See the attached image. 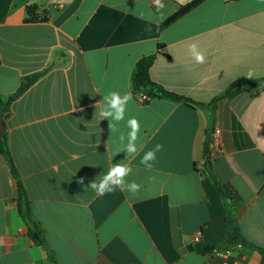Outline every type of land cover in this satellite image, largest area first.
<instances>
[{"label":"crops","instance_id":"1","mask_svg":"<svg viewBox=\"0 0 264 264\" xmlns=\"http://www.w3.org/2000/svg\"><path fill=\"white\" fill-rule=\"evenodd\" d=\"M189 1L162 0L157 12L154 0H0V96L43 73L11 102L4 124L31 217L54 255L52 262L30 240L0 153V264H264L256 249H264V87L234 85L216 100L235 82L264 78V0H205L160 28ZM29 6L45 21L26 23ZM192 44L206 63L195 62ZM152 54L153 82L213 105L138 104L131 75ZM109 91L133 96L117 127L127 136V120H139L134 156L120 150L119 132L100 116ZM207 114L212 171L238 205L236 224L250 246L200 255L192 249L196 232L203 245L231 238L203 172ZM157 144L163 149L149 171L140 161ZM117 162L132 167L126 179L142 185L137 195L97 196L77 183L98 182Z\"/></svg>","mask_w":264,"mask_h":264},{"label":"trees","instance_id":"2","mask_svg":"<svg viewBox=\"0 0 264 264\" xmlns=\"http://www.w3.org/2000/svg\"><path fill=\"white\" fill-rule=\"evenodd\" d=\"M205 0H190L189 2L179 5L177 10L171 14L168 18H166L161 24L160 28H163L190 10L194 9L198 5H200ZM37 7L29 6L26 9V23H35L38 21H45V16L42 18H38L36 16ZM159 48V46H158ZM156 54H152L149 56H144L140 58L135 65L134 71L131 75V88L133 91V96L136 102L140 105H148L152 100L155 99H163L168 100L175 103H182L185 106H188L193 109H204L213 105L214 102L209 104H202L193 101L191 98H186L184 96L172 93L164 89L161 85L153 82L150 78V68L154 62ZM43 73L34 74L29 77H25L17 89V91L7 97L0 96V111L3 115V121L9 116L10 113V104L11 102L19 96L25 89H27L31 84H33ZM239 84H247L252 86H260L264 87V78L257 80H244L240 82H235L230 85L220 96L216 99L218 100L222 96L228 94L231 87ZM144 96L142 100H138V95ZM211 134H212V115H206V129H205V139H204V156H203V172L207 176L208 180L211 182L213 187L216 189L218 195L220 196L223 203V215H224V226L228 232L231 234V238L222 243L215 245H203L200 243L192 242V249L195 253L200 255L211 254L214 252H221L229 249L231 246L240 244V245H249L244 238L241 236L240 230L236 224V211L238 205L233 201L231 195L226 192L222 186V184L217 180L216 176L212 171L211 164V156H210V144H211ZM0 153L6 159L10 173L15 180L16 187L18 190L17 197V211L28 228V236L30 240L41 246L48 256V258L54 262V255L47 248L44 230L39 226V224L35 223L31 217L30 213V200L22 186L19 175L13 165L9 150H8V141L6 132L0 133ZM250 246V245H249ZM257 251L264 256V249L256 248Z\"/></svg>","mask_w":264,"mask_h":264},{"label":"clouds","instance_id":"3","mask_svg":"<svg viewBox=\"0 0 264 264\" xmlns=\"http://www.w3.org/2000/svg\"><path fill=\"white\" fill-rule=\"evenodd\" d=\"M154 4L157 12H160L164 8L162 0H154ZM139 17L141 19L153 20L154 13L140 11ZM195 62L197 64L206 63V56L203 52L198 50L197 45L192 44L189 47ZM252 75L249 72V77ZM133 100L131 92H126L121 95L118 91H109L103 96L100 101L102 107L100 111V116L102 119H107L109 121V130L111 132H119L117 125L121 121L125 120V114L128 110L129 103ZM126 127L130 129L125 136L124 133L119 132L117 137L118 143L122 146L121 151H124L127 155L134 156L138 153L139 149L137 147V140L141 131L140 122L137 118L131 117L126 122ZM125 141H127L125 143ZM163 145L157 144L154 149L147 151L142 157L140 163L145 166L149 171L152 170L154 163L156 161V153L162 151ZM133 172L130 164L123 162H117L112 164L106 173L103 174L102 178L97 182L96 179L89 182L88 185H84V177H81L77 183L84 186L85 188H90L95 191L97 196H103L105 194L114 193L117 189L120 191L129 192L132 195H137L142 185L135 181H127V177Z\"/></svg>","mask_w":264,"mask_h":264},{"label":"built area","instance_id":"4","mask_svg":"<svg viewBox=\"0 0 264 264\" xmlns=\"http://www.w3.org/2000/svg\"><path fill=\"white\" fill-rule=\"evenodd\" d=\"M144 98V96H142L141 94L138 95V100H142ZM213 140H214V135H212L211 137V144L213 143ZM212 151V149H211ZM213 155V152H210V156L212 157ZM199 237H200V232H196L193 236V242H198L199 241Z\"/></svg>","mask_w":264,"mask_h":264},{"label":"water","instance_id":"5","mask_svg":"<svg viewBox=\"0 0 264 264\" xmlns=\"http://www.w3.org/2000/svg\"><path fill=\"white\" fill-rule=\"evenodd\" d=\"M4 132H5V124L3 121L2 112L0 111V133H4Z\"/></svg>","mask_w":264,"mask_h":264}]
</instances>
